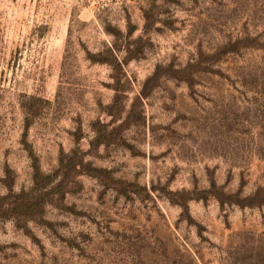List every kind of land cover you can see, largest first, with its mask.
<instances>
[{
	"label": "rangeland",
	"instance_id": "obj_1",
	"mask_svg": "<svg viewBox=\"0 0 264 264\" xmlns=\"http://www.w3.org/2000/svg\"><path fill=\"white\" fill-rule=\"evenodd\" d=\"M0 264H264V0H0Z\"/></svg>",
	"mask_w": 264,
	"mask_h": 264
}]
</instances>
